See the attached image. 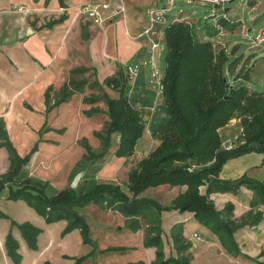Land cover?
Masks as SVG:
<instances>
[{
	"label": "trees",
	"instance_id": "16d2710c",
	"mask_svg": "<svg viewBox=\"0 0 264 264\" xmlns=\"http://www.w3.org/2000/svg\"><path fill=\"white\" fill-rule=\"evenodd\" d=\"M258 0H246L249 7H254ZM61 2H63L61 0ZM215 14L216 23L202 35L198 23L192 24L186 19H176L163 30L165 45L162 95L165 102L166 118L151 133L158 141L157 145L142 157L127 173L126 190L116 183H97L88 192H77L68 185L54 195L46 194V183L26 178L16 183L14 178L27 164L37 150L35 144L21 157L8 139L3 120L0 119V147H5L10 161L8 171L0 177V191L8 188L7 198L23 200L33 208L46 223L65 220L62 234L79 229L83 243L92 246L89 254L74 259V264H82L92 255L97 246L90 235V228L80 209L95 204L103 209L118 211L126 219L131 231L140 227L141 219L150 221L143 244L156 247V258L152 264H190V257L165 258L160 238V212L177 210L192 212L194 217L215 233L225 249L233 255L241 254L234 238L236 229L243 225L258 223L264 214V181L244 180L253 196L251 209L240 221L232 219L233 204L228 202L223 210H217L209 195L213 192L234 191L239 186H232L229 180L220 178L223 165L230 159L256 152L264 154V91H256L243 83L248 79L250 66L240 64L239 57L230 56L225 47H215L214 40L222 31L233 32L240 20L230 19L222 14ZM60 19L46 23V26ZM202 25V24H201ZM85 67H76L70 71L67 82L51 95L52 86L45 91L46 112L70 100L75 93H82L86 79L78 75L88 71ZM93 74L96 70L93 69ZM233 77V82L230 80ZM127 72L119 70L107 76L103 84L116 91V97L110 96L95 79L100 94L83 97L85 103L104 100L106 121L102 131L95 134L102 140V150L95 153L84 140L86 150L83 160L86 165L99 159L110 145L111 134H118V146L115 155L129 158L135 153L136 145L145 130L142 110L133 106L129 100L130 89ZM236 81H239L236 83ZM98 106L91 107L85 114L99 112ZM237 119L242 130V141L226 149L222 146L220 130L232 119ZM45 130L47 127H43ZM83 164V165H84ZM264 164V156H263ZM73 171L74 176L76 172ZM244 177V175H243ZM168 184L171 187H183L169 204H161L156 199L142 195L149 187ZM205 186L202 193L200 187ZM262 205L263 210H258ZM253 211V209H255ZM252 216L251 219L247 217ZM16 225L29 248L37 249V236L41 230L29 222ZM175 243L181 242L180 236L174 237ZM18 242L8 233L5 239L7 255L14 264H18L21 255ZM115 249H120L115 248ZM114 249V250H115ZM255 264H264V249L256 257L247 256ZM43 264H51L45 261ZM136 264H143L142 262Z\"/></svg>",
	"mask_w": 264,
	"mask_h": 264
},
{
	"label": "crops",
	"instance_id": "0c3cea01",
	"mask_svg": "<svg viewBox=\"0 0 264 264\" xmlns=\"http://www.w3.org/2000/svg\"><path fill=\"white\" fill-rule=\"evenodd\" d=\"M62 1L0 0V119L3 120L8 139L18 155L23 157L37 144L36 152L14 180L19 183L26 178H32L37 182L46 183L45 192L48 195H54L68 185L77 187L87 182L57 180L58 177L62 179L61 173L64 174L76 165L83 153L80 146L81 151L75 154V160L68 168L61 169V158L67 151L74 150L75 146L79 145L78 135L73 141L64 140L69 132L68 118L74 114V108H80L78 113L86 116L88 120L105 114L103 111L87 116L84 110L99 105L85 104L83 97L86 94L82 93L73 94L69 101L61 103L47 113L46 89L52 86V95L67 82L70 71L76 67H95L97 79L102 81L121 69L126 72L127 65L136 64L135 62L139 63L141 71H137L131 83L135 79L136 82L144 84V80L149 78L152 63L158 65L157 52L161 48L151 49V41L165 27V24H156L153 31L146 33L145 30L149 26L148 11L167 7L165 4L159 6L164 0ZM91 1L109 5L105 10L108 18L103 25H96L78 13L81 4ZM118 4H121L123 10L113 16V8ZM61 17L62 20L46 26L47 22ZM198 20L195 23H198ZM200 26L201 24L197 25ZM75 98L77 104L74 102ZM86 119L82 118L81 121ZM45 126L46 130L43 128ZM46 146H49L48 150H54V153L40 159V153ZM141 149L145 154L152 150L145 143L141 145ZM126 159L123 158V162ZM9 165L7 150L0 147V177L8 171ZM74 176L71 174V179ZM160 188L152 189L154 191L146 196L160 202L157 199L160 197ZM182 189L183 187L178 186L168 187V200L160 203L169 204ZM200 191L203 193L205 186H201ZM7 194V187L0 191V264H14L5 249L8 233L18 242V252L21 255L18 264H43L45 261L51 264H74L75 258L90 253L92 246L83 243L79 229H73L63 235L65 220L46 223L45 219L23 200L8 199ZM249 194V200L239 203L238 208L235 206L236 195L230 191L213 192L209 197L217 210H223V205L231 200L232 219L237 222L251 209L248 203L253 196L251 190ZM97 207L90 204L89 207H83L87 211L79 210L85 216L91 238L97 246L95 252L82 264H152L156 258V247L143 244L150 221L139 218L140 227L136 231H131L128 227L115 230L106 223L104 225L99 221L91 222L92 218L88 212L92 211L94 215L110 212ZM258 210H263V206L260 205ZM113 212L118 213V221L124 226L126 218L117 211ZM159 215L160 238L165 258L189 256L190 264H255L246 255L256 257L264 249V218L257 225L247 224L236 229L234 238L241 254L233 255L221 244L218 236L200 223L192 212L163 210ZM13 222H29L41 230L37 236L36 250L29 248ZM194 234L200 239H196ZM175 236H180L182 243L188 247L181 248V242L175 243ZM119 247L120 249H115Z\"/></svg>",
	"mask_w": 264,
	"mask_h": 264
},
{
	"label": "rangeland",
	"instance_id": "374dc122",
	"mask_svg": "<svg viewBox=\"0 0 264 264\" xmlns=\"http://www.w3.org/2000/svg\"><path fill=\"white\" fill-rule=\"evenodd\" d=\"M172 2L173 5L170 6L169 10H166L165 15L167 20L164 26L171 24L175 19L189 18L195 21L201 19L202 35L204 37H207L206 31L213 27L216 23V17L214 16L215 14H220V12H223L222 14L230 19L240 20V26L233 32L222 31V33L217 35L218 40H214L216 45L215 47L220 48L224 46L230 56L239 57L241 65L244 63L247 66H250L251 70L248 75L249 77L247 80H243V83L253 90L264 91V43L255 46L251 41V39L259 31L264 29V0H258L254 7L247 6L246 0H229L227 4L223 6V8L217 7V9H214L212 6L204 5L203 3L196 0H174ZM163 4L168 6L169 0H164L161 4H159V6H162ZM195 21H192L191 23L195 24ZM161 45V48L157 52V59L160 71L161 73H164L165 45L163 41L161 42ZM135 63L139 67V63ZM93 69L96 70L95 67H91L89 68L88 72L82 73L80 76H78L79 78L86 79L88 81L84 91L82 92V94H86L85 96L89 94L101 93V90L92 84V82L97 79V70L96 74L94 75ZM139 71H141V69H139L138 72ZM103 80L98 81L101 83V86L106 91V93L112 97H116L118 93L105 86L103 84ZM230 80L233 82L234 79L232 76H230ZM238 82L239 81H236V83ZM129 83H131V80H129ZM128 97L133 106L142 110L143 119L146 123L145 130L136 145V151L133 156L127 158L126 161L123 162V158L125 157H119L115 155V150L119 142V136L118 134L114 133L110 136V145L108 146L107 151L95 162L85 166L86 161L83 160V156L86 153V150L82 144V141L85 140L91 147V150L95 153H98L102 150V140L95 134L96 131H102L106 121H108L106 104L104 100L101 99L97 101V103L95 102V104H92L99 105V112L104 111L105 115H98L94 118V120H88L85 118L86 116L80 115L78 113L81 110L80 108H74V114L69 116V132L66 133L64 140L67 142L73 141L74 137L78 135L77 143L79 145L75 146L74 150H69L67 151V154H64V156L61 158V169L68 168L71 162L75 160V154L78 153V151H81L80 146L83 148V153L81 158L78 159L76 165L73 166L71 170L69 168L64 174L61 173L60 176L62 179L58 177V181H87L84 182L83 185L80 184L79 186L75 187L77 192H88L94 187L95 184L101 182L108 183L110 181H114L111 183H119L118 185L121 186L122 190H126L125 184L127 182L128 171L133 168L142 157L146 155L145 153H142L141 150L143 149H141V145L145 143V145H148L150 149H153L156 146L158 141L152 137L151 133L166 118L163 95L159 94L158 86L154 79H152L151 75H149L148 80H144V84L139 83V81L136 82L135 79L132 80ZM74 102L77 104V98L74 99ZM85 104L90 105L89 103ZM83 112H85V110ZM82 118L86 120L81 121ZM220 133L224 142L232 141L233 143H237L242 141V130L236 118L232 119L225 127H223L220 130ZM48 149L49 146H46L44 149H42V152L40 153V159L49 157L54 153V150ZM263 156L264 154L251 152L236 158H232L223 165L219 176L221 179L229 181L237 180L239 178H244L245 180L264 181ZM80 165L82 166L80 172H76L78 174H76L72 180V170L78 171ZM79 175L81 178H79ZM237 186L239 187L234 191H230V193L236 195L235 206L238 208V204L241 202L246 203L251 197V194H249L250 189L248 188L247 183H241ZM157 187H161V192H159L160 197L156 198L160 202L165 203L168 200V187H171L168 184L149 187L142 192V195H150L154 191L152 189ZM236 192L237 194H235ZM229 202L231 203L232 201L230 200ZM248 203H250V201ZM226 204L227 203H225L223 206L225 207ZM89 205H86V207H89ZM98 207L99 209H103L100 206ZM81 210L87 211V209H84L83 207ZM103 210L107 211L109 209ZM109 211V213L103 212L104 214L99 213V215H94V213L90 211L88 212V215L91 216L92 223H94V221H99V223H103L104 225L105 223L110 225L112 228H115V230L122 227L123 229H126V223L124 222L123 226V224L118 221V213L113 212L112 210ZM245 216L246 214L243 217ZM243 217L240 220H242ZM251 217L252 216H249L247 218L251 219ZM263 218H261L259 222H261ZM258 223H253L251 225H257Z\"/></svg>",
	"mask_w": 264,
	"mask_h": 264
},
{
	"label": "built area",
	"instance_id": "2783aa9c",
	"mask_svg": "<svg viewBox=\"0 0 264 264\" xmlns=\"http://www.w3.org/2000/svg\"><path fill=\"white\" fill-rule=\"evenodd\" d=\"M172 1H174V0H170L169 6H167V7H164L162 9H150L148 11L149 26L145 30L146 33L153 31L156 24L164 25L166 23L167 19H166L165 13H166V10H169L170 6L173 5ZM196 1L201 2L204 5L212 6L214 9H217V7L223 8V6H225L229 0H196ZM108 6L109 5L107 3L98 2V1H91L88 3L81 4L78 7V13L80 15L87 17L96 25H103L107 21V18H108V16H106V14H105V10L108 9ZM113 9L114 10H113L112 14H113V16H115L123 10V7L121 6V4H118V6H116ZM153 33H155V32H153ZM163 35H164L163 31L158 32L157 36H155V38L152 40L151 49L154 50V49L161 46V42L163 41ZM251 41L255 46L264 43V29L259 31L251 39ZM138 69H139V67L137 64L127 65L126 72L128 74L129 80H131L133 77L136 76ZM150 75H151L152 79H154L155 83L158 86L159 94H162L163 73H161L158 65L152 63ZM237 143L236 142L233 143L232 141H226V142L223 141L222 146L226 149H229ZM194 237L196 239H200V237L197 234H194Z\"/></svg>",
	"mask_w": 264,
	"mask_h": 264
},
{
	"label": "water",
	"instance_id": "95a60500",
	"mask_svg": "<svg viewBox=\"0 0 264 264\" xmlns=\"http://www.w3.org/2000/svg\"><path fill=\"white\" fill-rule=\"evenodd\" d=\"M201 24V19L198 20V25ZM245 179L244 178H239L237 180H233V181H230V184L232 186H237V185H240Z\"/></svg>",
	"mask_w": 264,
	"mask_h": 264
}]
</instances>
